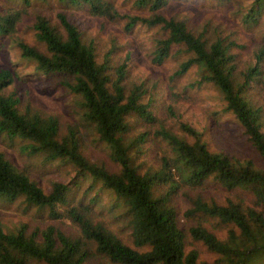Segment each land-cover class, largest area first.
Wrapping results in <instances>:
<instances>
[{"label":"trees","instance_id":"16d2710c","mask_svg":"<svg viewBox=\"0 0 264 264\" xmlns=\"http://www.w3.org/2000/svg\"><path fill=\"white\" fill-rule=\"evenodd\" d=\"M9 1L20 8L0 11L2 37L16 34L33 2L45 4L48 0ZM58 1L70 7L85 6L91 15L110 21L123 20L125 31L136 26L159 29L165 37L156 39L152 61L163 63L174 48L189 54L174 75L181 76L196 68L199 83L212 84L218 90L225 111L235 117L259 163L212 151L201 133L181 124L180 129L190 142L160 127L154 135L166 144L170 155L161 157L158 170H141L134 160L145 134L127 136L131 117L136 116L146 124L156 122L151 103L144 102V91L140 86L128 89L123 85L124 65L112 66L107 55L98 61L93 45L82 40L80 31L65 13H57L55 22L37 14L32 30L36 43L43 49L18 41L20 57L33 61L35 71L41 75L60 77L61 84L81 98L84 121L109 148L111 161L118 165L119 171L111 172L87 160L74 128L63 134L55 117L30 108L19 110V98L14 93H3L14 79L8 69L0 70V135L25 142L22 150L29 155H42L46 162L68 163L78 174L89 176L111 190L130 217L133 247L71 208L66 213L78 228L77 238L53 227L29 233L24 225L13 232H5L0 226V264H84L91 247L114 264H198L196 250L186 251L189 238L219 255L221 264H264V123L262 109L246 98L250 83L261 76V54L237 79L230 46L219 38L208 43L202 34L192 32L186 22L165 16L162 10L168 0H135V6L146 11V15L126 16L117 12L112 0ZM183 180L193 186L212 180L227 190H246L257 209H243L230 201L225 205L207 203L196 197L190 202L187 217L214 218L231 229L224 240L200 224L185 231L179 226L173 202ZM68 193V186L61 183H54L51 191L44 193L0 153V201L23 200L28 206L47 209L52 218H57L55 209L66 204Z\"/></svg>","mask_w":264,"mask_h":264},{"label":"rangeland","instance_id":"374dc122","mask_svg":"<svg viewBox=\"0 0 264 264\" xmlns=\"http://www.w3.org/2000/svg\"><path fill=\"white\" fill-rule=\"evenodd\" d=\"M112 2L121 16L146 15V11L135 6V0ZM15 6L9 0H0V11ZM17 7L20 8V5ZM59 12L65 13L74 23L85 43L93 45L98 61L107 55L112 66L124 65L123 85L128 89L134 85L140 86L144 91V102L151 103L150 110L156 122L146 124L136 116L131 117L127 136L135 138L145 134L144 142L139 145L140 153L134 160L141 170H158L161 157L170 155L166 144L154 135L160 127L190 142V138L180 129L181 124L201 133L210 150L227 152L259 163L235 117L225 111V103L218 90L212 84L199 83L200 73L196 68L181 76L174 75L189 54L174 48L163 63L155 64L152 61L156 39L165 37L159 29L136 26L131 31H125L123 20L110 21L93 16L85 6L70 7L58 0H48L45 4L33 2L26 10L27 14L16 34L12 37L0 36V70L8 69L14 74L12 84L3 93H14L19 98V110L30 108L55 117L63 134L69 128H74L81 153L87 160L103 165L111 172L119 171L118 165L111 161L109 148L98 139L94 128L84 121L81 98L69 92L61 84L60 77L41 75L35 71L33 61L20 57L16 46L18 41L43 49L41 44L36 43L32 30L35 16L41 14L55 22ZM162 13L186 22L192 32L202 34L208 43L219 38L228 44L234 56L237 79H241V75L255 64L257 54H261V76L250 83L246 98L253 106L262 109L264 123V0H168ZM24 144L18 139L9 140L5 135H0V153L44 193H49L54 183L67 185L69 193L66 204L55 209L57 218H52L47 209L28 206L23 200L14 203L0 201V226L5 232H13L23 225L29 233L53 227L77 238L78 228L66 213L74 208L133 247L130 217L111 190L89 176L78 174L68 163L46 162L42 155L25 153L22 150ZM196 197L207 203L225 205L230 201L243 209L256 208L251 193L246 190H227L212 180L201 186H193L186 180L180 182L173 200L179 226L187 231L200 224L222 240L226 238L230 226L201 215L186 216L191 200ZM192 249L198 254V264H221L219 255L189 238L186 251ZM84 264L114 263L91 247Z\"/></svg>","mask_w":264,"mask_h":264}]
</instances>
